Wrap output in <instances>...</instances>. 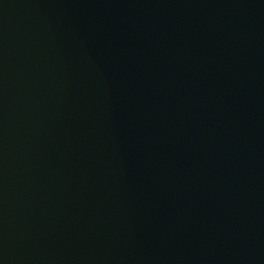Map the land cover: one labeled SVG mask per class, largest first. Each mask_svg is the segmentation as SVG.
I'll return each mask as SVG.
<instances>
[{
    "label": "water",
    "instance_id": "water-1",
    "mask_svg": "<svg viewBox=\"0 0 264 264\" xmlns=\"http://www.w3.org/2000/svg\"><path fill=\"white\" fill-rule=\"evenodd\" d=\"M0 264H264V0H0Z\"/></svg>",
    "mask_w": 264,
    "mask_h": 264
}]
</instances>
